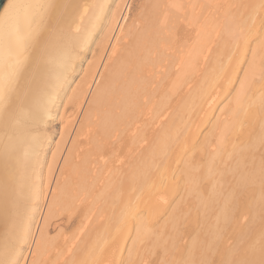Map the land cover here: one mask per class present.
I'll return each instance as SVG.
<instances>
[{
	"label": "bare ground",
	"instance_id": "obj_1",
	"mask_svg": "<svg viewBox=\"0 0 264 264\" xmlns=\"http://www.w3.org/2000/svg\"><path fill=\"white\" fill-rule=\"evenodd\" d=\"M0 87V261L264 264V0H7Z\"/></svg>",
	"mask_w": 264,
	"mask_h": 264
},
{
	"label": "snow or ice",
	"instance_id": "obj_2",
	"mask_svg": "<svg viewBox=\"0 0 264 264\" xmlns=\"http://www.w3.org/2000/svg\"><path fill=\"white\" fill-rule=\"evenodd\" d=\"M11 103V96L10 92L8 90H5V88L0 87V106L7 107ZM0 264H13L11 260H3L0 261Z\"/></svg>",
	"mask_w": 264,
	"mask_h": 264
},
{
	"label": "water",
	"instance_id": "obj_3",
	"mask_svg": "<svg viewBox=\"0 0 264 264\" xmlns=\"http://www.w3.org/2000/svg\"><path fill=\"white\" fill-rule=\"evenodd\" d=\"M7 0H0V12L2 11Z\"/></svg>",
	"mask_w": 264,
	"mask_h": 264
},
{
	"label": "rangeland",
	"instance_id": "obj_4",
	"mask_svg": "<svg viewBox=\"0 0 264 264\" xmlns=\"http://www.w3.org/2000/svg\"><path fill=\"white\" fill-rule=\"evenodd\" d=\"M57 137L59 138V136H57ZM57 137H55V139H56ZM58 138H57L56 140H58ZM56 140H55V141H56ZM153 256H154V255H153ZM155 256H156V255H155ZM155 256H154V257H155Z\"/></svg>",
	"mask_w": 264,
	"mask_h": 264
}]
</instances>
